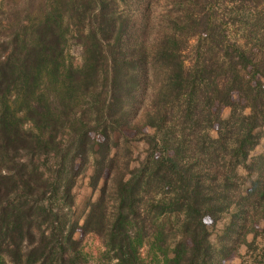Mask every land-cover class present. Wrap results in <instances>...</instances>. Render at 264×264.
Wrapping results in <instances>:
<instances>
[{"label":"trees","instance_id":"1","mask_svg":"<svg viewBox=\"0 0 264 264\" xmlns=\"http://www.w3.org/2000/svg\"><path fill=\"white\" fill-rule=\"evenodd\" d=\"M49 8L0 51V264H85L79 230L116 264H143L144 247L150 264H223L251 249L264 232V154L251 156L264 0ZM72 31L79 67L64 62ZM85 178L98 196L79 213Z\"/></svg>","mask_w":264,"mask_h":264},{"label":"rangeland","instance_id":"2","mask_svg":"<svg viewBox=\"0 0 264 264\" xmlns=\"http://www.w3.org/2000/svg\"><path fill=\"white\" fill-rule=\"evenodd\" d=\"M55 0H0V51L2 46L10 42L15 36L21 35L25 28L31 24L37 23L42 19L43 15L50 9L49 6L53 4ZM72 30V29H71ZM73 31L68 34V42L64 53V62L66 65H72L73 67H79L82 63V47L76 42ZM235 99L241 101L242 105H246L244 96L242 94H235ZM248 112V110H246ZM221 113L223 119H227L231 113V110L227 107H221ZM147 132H151L149 129ZM261 143L252 150L251 156L255 157L260 154H264V128L261 130ZM96 143L101 142L100 136L93 135ZM114 140L121 143L122 137L120 135H114ZM97 148V146H96ZM144 155L143 148L136 149L135 159H139ZM48 167L54 164V161L50 159L47 163ZM240 176L245 175L243 168L238 169ZM76 201L77 211L80 213L83 210V206L88 199L94 201L98 192L94 193L88 187V178L79 180L76 188ZM208 223H211L208 220ZM76 239L81 241L82 250L85 255V264H116V260L108 258L105 255V247L101 239L94 235L84 236L79 230L76 234ZM248 242L253 243V247L248 249L246 246H241L237 253L227 258L223 264H259L262 260L261 255L264 253V232L253 241V236H248ZM141 256L143 264H150L152 254L149 253L148 247H144L141 250Z\"/></svg>","mask_w":264,"mask_h":264}]
</instances>
